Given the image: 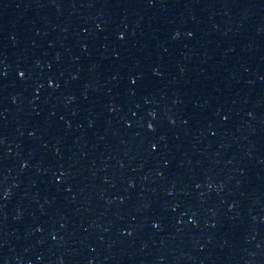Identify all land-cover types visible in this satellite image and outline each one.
<instances>
[{
  "label": "water",
  "instance_id": "1",
  "mask_svg": "<svg viewBox=\"0 0 264 264\" xmlns=\"http://www.w3.org/2000/svg\"><path fill=\"white\" fill-rule=\"evenodd\" d=\"M0 264H264V0H0Z\"/></svg>",
  "mask_w": 264,
  "mask_h": 264
}]
</instances>
